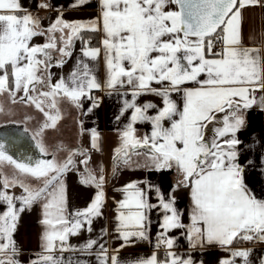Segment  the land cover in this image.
<instances>
[{"label": "snow or ice", "instance_id": "snow-or-ice-1", "mask_svg": "<svg viewBox=\"0 0 264 264\" xmlns=\"http://www.w3.org/2000/svg\"><path fill=\"white\" fill-rule=\"evenodd\" d=\"M88 2L74 0L70 7ZM99 4L97 18L67 21L58 10L56 19L41 28L40 18L24 9L20 0H0V94L7 93L12 103L18 99L42 113L45 120L32 132L31 139L44 157L51 156L33 159L10 154L7 145L11 142L0 137V203L6 205V211L0 213V264H20L13 239L19 215L41 201L43 253L29 264H85L71 257L66 261L53 253L59 248L62 253L78 250L91 254L98 244L89 239L77 249L68 244V238L85 227L91 232L94 219L103 216V165L98 166L97 176L89 167L87 149H69L59 143L49 152L44 136L46 130L57 129L62 119L59 99L78 109L83 99L92 100L84 113L87 115L99 106L91 96L93 90L111 95L124 87L131 92L119 94L130 95L131 100H123L116 119L128 110L132 114L119 132L120 145L113 150V175L121 166L149 171L175 168L183 179L177 181L173 191L190 188V223L182 222L171 193L165 198L160 188L147 180L129 181L116 189L123 198L116 202L114 231L122 243L111 250V255L104 244H99L97 264H195L190 254L173 250L175 238L168 233L175 229H185L190 249L216 244L228 251L229 256L221 258L219 264H237V258L240 264H257L251 260V248L230 246L237 240L264 243V200L250 193L244 182L245 169L237 162L242 144L238 133L247 126V112L253 107L264 111V94L257 95L264 93V31L259 41L250 34L251 47L244 45L243 9L256 5L264 8V0H99ZM38 7L51 5L45 2ZM97 31L104 34L102 48L90 47V40L83 39L84 32ZM37 36H44L45 43L31 44ZM77 39L86 45L82 56L66 77L51 83L49 69L53 62L63 66ZM53 51H58L59 57ZM101 51L105 61L103 84L94 64ZM188 83L197 87H186ZM173 94L182 95V106L172 99ZM141 95L157 96L163 106L152 101L138 104ZM152 109L155 114L149 115ZM143 122L151 124V133L138 137L134 125ZM79 123L82 125V121ZM87 131L90 148L100 151L99 132L95 128ZM56 151H67L68 156L58 161ZM76 156L83 157L79 161L84 166L82 172L78 171L79 182L96 188V192L86 208L69 212L64 177L77 169ZM260 162L264 165V155ZM5 164L12 166L19 177L41 183L34 186L16 174L5 175ZM14 187L21 189L20 195L10 192ZM152 192L156 204L151 203ZM153 209L163 213L155 250L147 257L122 260L120 249L150 239L149 213ZM101 232L103 238L107 230ZM161 248L163 259L158 255ZM257 260L264 264V256Z\"/></svg>", "mask_w": 264, "mask_h": 264}, {"label": "crops", "instance_id": "crops-1", "mask_svg": "<svg viewBox=\"0 0 264 264\" xmlns=\"http://www.w3.org/2000/svg\"><path fill=\"white\" fill-rule=\"evenodd\" d=\"M24 9L28 10L32 15L40 18V27L47 28L51 21H54L57 16L58 10L63 12V19L67 21H87L92 18H97L100 15L99 0H89L88 3L81 7H70L74 0H20ZM50 3L49 8L38 7L41 3ZM23 15V13H21ZM264 31V8L259 5L247 6L243 9V43L245 46L251 47L252 43L249 40L250 34H255L257 41L260 39V33ZM97 42L92 43L90 40V47L102 48L101 40L103 39V32L97 31ZM57 36L60 34L57 33ZM67 35V30L65 31ZM85 40H89L86 36ZM45 43L44 36L34 37L31 41L33 45H42ZM59 47V45H58ZM86 45L81 40L77 39L72 46V55L65 58L63 66H56L53 62V66L49 69L52 74L51 83H55L61 76H67L76 64L77 58L82 56V48ZM55 57H59L58 51H53ZM96 75L98 76L101 84L105 79V61L104 54L101 51L97 61L94 62ZM203 79V77H201ZM153 87H159V85L153 84ZM186 87H197L194 83H188ZM40 91L47 90L44 88ZM131 92V89L124 87L118 89L113 94L108 95L106 91L93 90L91 96L95 98L99 106L94 108L92 112L87 113V109L91 106L92 100L83 99L82 108L78 109L69 103L66 99H59V108L61 110L62 119L58 121V128L53 130H46L44 141L48 146L49 152L54 151V146L62 143L69 149H74L77 146L87 149L90 153L91 159L89 167L95 170V174L98 176L99 165H103L104 169V192H105V204L103 207V216L94 219L91 225V232L87 230V227L82 228L78 235H71L68 238V244L75 246L79 249L85 241L94 239L98 241V244L93 247L91 254L81 253L80 251H66L60 252L59 248L53 253L56 256H63L65 260L71 257L73 260L84 261L85 264H97L96 251L99 248V244H104L108 248L109 255L112 254L111 250L119 248L122 241L118 238V234L114 231L116 227L115 216L117 215L115 209L117 208V201L121 200L122 194L116 189L121 188L129 181H143L147 180L151 184L158 186L165 196L171 193L175 197V207L180 211L182 222L187 225L190 223L189 213L191 210L192 201L190 198V188L180 187L173 191V186L178 180H182V174H178L176 169L161 170V171H149L146 168L139 170H133L119 167L113 175V163L112 157L114 155V149L120 145L119 132L123 130L124 126L129 122L131 116V110L125 112L119 120L116 117L120 114L122 102L124 99L131 100V96H123L119 93ZM99 94L96 97L95 94ZM264 93L257 92V95ZM172 99L182 106V95L173 94ZM145 101H152L159 107H162L161 99L154 95H141L137 98L138 104H143ZM46 107V106H45ZM46 110L47 107H46ZM155 109L149 110V115L155 114ZM54 114V113H53ZM247 126L244 130L238 133V138L242 141L240 146V155L237 162L245 169L243 172L244 182L249 189L250 193L257 199L264 200V165L261 164L260 158L264 155V111H260L257 107H253L247 112ZM45 120V117L30 104L21 103L18 99L16 103H12L7 93L0 94V128L8 126H17L22 132L24 129H28L26 133L30 139L32 132L39 127V125ZM13 121L14 123H9ZM82 121V125L79 123ZM167 126V122H165ZM81 127L85 130L81 132ZM136 128V135L143 137L146 134L151 133V124L148 122L137 123L134 125ZM95 128L100 134V151H94L90 148L88 129ZM208 135H211V126H209ZM32 140V139H31ZM33 141V140H32ZM34 142V141H33ZM40 157H44L38 151ZM68 156L67 151H56L55 157L58 161H64ZM77 161V169L69 171L65 177L66 183V196H67V208L71 212L76 209H84L93 199L96 188L90 186H84L79 182L78 171H83V165L79 164V161L83 159L81 156L75 157ZM135 159V158H134ZM253 161L252 165L248 164V161ZM143 163V160L140 161ZM5 175L11 177L18 173L12 166L5 164L2 168ZM31 182L34 186H39L41 182H38L30 177H19ZM141 187H144L141 184ZM10 192L15 195L21 194L19 187L10 189ZM151 203H158L155 192L150 193ZM42 203H35L30 209L24 210L18 219V225L14 232L13 239L16 246L19 249L18 259L20 264H29L30 261L36 259L38 255L43 253L41 235L44 232V227L40 223L43 219L42 216ZM19 207V204L17 205ZM6 211V205L0 203V213ZM162 211L160 209H153L149 213L151 224L148 228V234L150 239L147 241H137L134 245L126 246L119 251V257L122 260L134 259L137 257H147L155 250L156 238L159 229V221L162 219ZM102 229H106L107 233L102 236ZM170 237L175 238L174 251L181 255L190 254L195 264H219L221 258L229 256V252L222 250L218 245L211 244L205 245L203 248L197 246L196 248H189L188 240L185 235V229H175L168 233ZM232 249H244L251 248V260L257 262V258L264 256V243L258 241H242L237 240L231 246ZM158 255L161 259L164 258V250L161 248L158 251ZM237 264H240L239 258H237Z\"/></svg>", "mask_w": 264, "mask_h": 264}, {"label": "water", "instance_id": "water-1", "mask_svg": "<svg viewBox=\"0 0 264 264\" xmlns=\"http://www.w3.org/2000/svg\"><path fill=\"white\" fill-rule=\"evenodd\" d=\"M0 137L5 138L10 141L7 146L9 148V153L13 155L20 156H31L33 159L41 158L38 149H36L34 142L30 137L22 132V130L17 126H8L0 128Z\"/></svg>", "mask_w": 264, "mask_h": 264}, {"label": "trees", "instance_id": "trees-1", "mask_svg": "<svg viewBox=\"0 0 264 264\" xmlns=\"http://www.w3.org/2000/svg\"><path fill=\"white\" fill-rule=\"evenodd\" d=\"M87 37L89 38V40H92V43H96L97 42V34L96 32H84L83 33V37ZM86 40V39H85Z\"/></svg>", "mask_w": 264, "mask_h": 264}, {"label": "built area", "instance_id": "built-area-1", "mask_svg": "<svg viewBox=\"0 0 264 264\" xmlns=\"http://www.w3.org/2000/svg\"><path fill=\"white\" fill-rule=\"evenodd\" d=\"M217 50H219V47H217ZM96 97H99L100 95L97 93L95 94Z\"/></svg>", "mask_w": 264, "mask_h": 264}, {"label": "rangeland", "instance_id": "rangeland-1", "mask_svg": "<svg viewBox=\"0 0 264 264\" xmlns=\"http://www.w3.org/2000/svg\"><path fill=\"white\" fill-rule=\"evenodd\" d=\"M44 88H42V90H43Z\"/></svg>", "mask_w": 264, "mask_h": 264}]
</instances>
